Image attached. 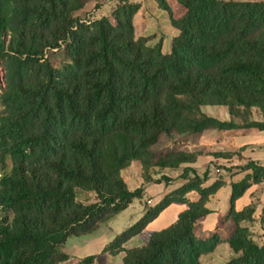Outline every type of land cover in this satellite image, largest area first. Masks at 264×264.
Masks as SVG:
<instances>
[{"label":"trees","instance_id":"1","mask_svg":"<svg viewBox=\"0 0 264 264\" xmlns=\"http://www.w3.org/2000/svg\"><path fill=\"white\" fill-rule=\"evenodd\" d=\"M101 1L0 0V264H70L61 250L67 238H88L142 198L123 172L135 165L149 181L153 169L176 171L202 155L158 154L152 147L162 135L264 132V2L177 0L184 13L175 20L167 0H145L174 31L165 52L135 39L140 6L129 0H115L111 19L87 24L76 16ZM59 50L58 68L48 53ZM208 107L225 109L227 119L206 114ZM241 152L212 155L244 163L242 179L230 184L235 229L226 243L236 256L225 264H264V245L241 226L254 206L234 210L250 184H264V167ZM181 171V186L103 253L123 252L121 264H201L213 252L219 236L199 239L194 229L225 183L206 187L207 174ZM78 193L94 201L81 203ZM171 204L184 206L174 223L143 246L123 248Z\"/></svg>","mask_w":264,"mask_h":264},{"label":"rangeland","instance_id":"2","mask_svg":"<svg viewBox=\"0 0 264 264\" xmlns=\"http://www.w3.org/2000/svg\"><path fill=\"white\" fill-rule=\"evenodd\" d=\"M220 1H233V2H250L258 3L264 2V0H220ZM131 3H136L140 6L137 14L134 17V35L135 39L144 38L146 40L145 44L148 47H154L158 44L163 46L165 52L169 51L170 39L174 35V31L170 27L168 16L164 12H159L156 17H152L148 11L145 0H129ZM117 1L115 0H102L97 5L94 2L89 3L82 11L76 14V16L83 22L90 24L91 22L105 17L111 19V14L117 6ZM168 6L172 13L173 19H179L183 13L184 9L177 2V0H167ZM48 57L55 67H61L63 58L62 51H54L48 53ZM2 69H0V88H2ZM204 112L210 116L219 118L221 120L227 119V113L225 109H214L206 108ZM253 119H257L258 115L254 112L252 113ZM226 135V136H224ZM247 136L246 132H232V133H221L219 131L211 130L206 131L202 136L197 137H177L169 138L166 135H162L158 144L152 147V150L156 153H164L169 151H184V152H196L203 154H210L208 159H203L202 164L199 165V171L196 173L199 176L207 174V180L204 186L212 185L215 182L229 180V177L236 178L239 174H242V165L237 163L233 165L230 163L222 162L220 159L214 158L212 155L223 153L218 149L217 143L223 139L230 144L240 145L241 142ZM236 139V141H234ZM230 149L227 148V151ZM264 159V155H260ZM208 161V163H206ZM206 163V164H205ZM132 169L127 170L128 173L125 176V172L122 173L124 182H127L129 187L139 186L144 191L142 198L138 201L135 200L131 206H129L124 212L113 217L108 222L101 225L99 230L90 235L88 238H73L69 237L61 246V250L69 255L70 264H81V261L87 257L95 256L93 264H116L117 260L108 254L103 253L105 247H107L116 236L120 235L127 228L136 223L149 208H154L158 205L165 196L177 190L181 186L179 176L182 173V169L176 171H160L153 169L151 173V179L144 180L142 178L141 172L137 169L135 165H132ZM219 169L220 172L217 173L216 170ZM166 177L169 181L163 180ZM160 181V182H159ZM207 187V186H206ZM226 190H220L217 192L216 197L207 203V208L210 210V214L204 222L199 223L195 229V235L199 238H204L211 236L213 231V226L218 219L225 223V227L219 231L222 238L230 237L234 232V225L232 220L227 218V199ZM78 201L81 203H91L94 201V196L92 194H77ZM190 200L194 201L192 196H189ZM167 208V207H166ZM165 208V209H166ZM168 222L164 221V218L156 220L153 225H151L149 232H156L167 227ZM213 225V226H212ZM248 224H243L242 226H247ZM206 226L207 231L200 232L199 228ZM257 231H251L252 239L260 244L264 245V239L258 235ZM138 239H135V244ZM143 245L146 244L142 242ZM141 243V244H142ZM145 243V244H144ZM236 255L229 249L228 245L225 243H220L216 246L215 250L208 255L202 256L200 258L201 264H225L230 261Z\"/></svg>","mask_w":264,"mask_h":264},{"label":"crops","instance_id":"3","mask_svg":"<svg viewBox=\"0 0 264 264\" xmlns=\"http://www.w3.org/2000/svg\"><path fill=\"white\" fill-rule=\"evenodd\" d=\"M234 132L241 133L243 131H234ZM245 132H246L247 136L244 137L245 139L241 142L240 145L234 144L233 142H231L230 144H227V142L224 141L225 139H223V140L220 139V141L217 143V145L219 146L218 149L220 151L223 150L224 151L223 153H232V154L234 152H238L240 149H242V152L240 153L241 158H243L245 160L253 161L258 166L264 167V159H263L262 156H260V155H264V152H263V150H264V132H258V131L253 130V129L252 130L245 131ZM221 133H223V132H221ZM225 133H227V132H225ZM228 133H232V132H228ZM202 134L199 135V137L202 136ZM224 136H226V135H224ZM187 137H194V136H187ZM236 139L237 138H235L234 141H236ZM229 147H230V149L228 150L229 152H225V151H227V148H229ZM201 154H202L201 156L197 157L195 163H193V164H184V165L181 166V169H183V168H192V169H194L195 171L198 172L199 171V165L202 164L201 161L203 159H208V161H209V156H211L208 153L207 154L201 153ZM220 160L222 162L225 161L226 163H230V164H233V165H237V163H239V164L242 165V167L244 166V163L241 161V159L240 158H237L236 156H234V157H232L230 159H220ZM208 161L206 163H208ZM132 168L133 167L131 166L129 168V171ZM217 170H219V169H217ZM168 171H173V170H168ZM128 173H130V172L126 171L125 172V176ZM242 177H243V174H239V176L236 177V178L229 177L228 178L229 180H224L223 181L225 183V185L220 189V190H223V189L226 190V196H225V198L227 199V218H228V211H229V199H230V194H231V186H230V184L231 183H236V182L240 181L242 179ZM125 183L128 185L127 182H125ZM206 186H208V184ZM129 188L133 190L135 188H139V186L129 187ZM143 193H144V191H143ZM216 194H215V196L212 199H214L216 197ZM247 206H254L255 212L253 214V220L251 222H247V223H243V224H248L246 226V228H248L249 232H251L252 230L254 232L258 230L259 231L258 232V235H260L264 239V184L263 183H259V184H253L252 183V184H250L249 187L245 190V192L234 202V210L236 212L242 211ZM183 210H184V206L183 205H178V204H171V205H169L166 209H164L157 216L156 219H154L152 222H150L146 226V228H145L144 231H142L140 234L136 235L135 237L131 238L127 243H125L123 245V248L124 249H132V248H135V247L143 246V243L142 242L147 241L148 235H149V233H151V232H149V229H150L151 225H153V223L156 220L164 218V221L165 222H168L166 224H172V223L175 222V220L177 218V215L181 211H183ZM206 218L203 221H201V222H204L206 220ZM201 222H198L197 225L199 223H201ZM243 224H241V226ZM167 227H168V225H167ZM224 227H225V223L222 222L220 219H218L217 222L215 223V226H213V228H212L213 231H214L213 234H217L219 236V238H220V242L218 244H220V243L227 244L226 243V240L231 237L230 236L228 238H222L220 236L219 231H221ZM242 227H245V226H242ZM234 229H235V226H234ZM203 230L204 231H207V227L206 226H203V227H200L199 228V231L200 232H203ZM208 237H210V236H208ZM208 237H204V238L197 237V238H199V239H205V238H208ZM136 238L138 239L136 241V242H139L138 244H135V242H134ZM105 254H108V253H105ZM123 255H124V253L123 252H120V253H117L116 255H112V256L109 255V256H111L115 260H117V262H115L116 264H121V260H122Z\"/></svg>","mask_w":264,"mask_h":264},{"label":"built area","instance_id":"4","mask_svg":"<svg viewBox=\"0 0 264 264\" xmlns=\"http://www.w3.org/2000/svg\"><path fill=\"white\" fill-rule=\"evenodd\" d=\"M263 152H264V150H263ZM216 172H217V173H219V172H220V170H216Z\"/></svg>","mask_w":264,"mask_h":264}]
</instances>
